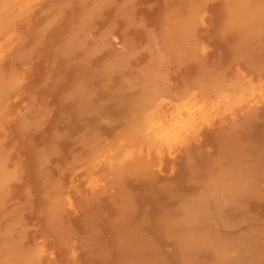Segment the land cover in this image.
Instances as JSON below:
<instances>
[{"label": "rangeland", "instance_id": "rangeland-1", "mask_svg": "<svg viewBox=\"0 0 264 264\" xmlns=\"http://www.w3.org/2000/svg\"><path fill=\"white\" fill-rule=\"evenodd\" d=\"M192 1L200 2L0 5V172L7 177L0 264H221L225 254L212 252L228 240L214 225L224 211L211 216L210 207L225 200L223 192L252 210L248 226L260 249L250 255L264 261V74L255 76L264 70V24L251 37L238 31L221 0L200 4L189 19ZM250 50L260 59L250 60ZM239 80L253 93L243 96ZM207 81L220 89L198 98L187 121L176 117L185 121L175 133L153 129L159 117L176 116L177 88L197 94ZM139 108L143 122L128 135ZM119 114L124 121L105 132L104 122ZM94 128L101 135L82 146ZM187 137L193 150L183 148ZM81 154L78 166H60ZM133 157L146 162L128 172L113 168L109 181L101 175L102 167L122 169ZM255 171L260 200L226 186L237 173L253 184ZM79 189L95 192L96 201L82 204ZM59 191L50 209L69 211L70 219L53 231L45 217Z\"/></svg>", "mask_w": 264, "mask_h": 264}, {"label": "bare ground", "instance_id": "bare-ground-1", "mask_svg": "<svg viewBox=\"0 0 264 264\" xmlns=\"http://www.w3.org/2000/svg\"><path fill=\"white\" fill-rule=\"evenodd\" d=\"M12 1L13 0H0V5H1V7H3L1 10L6 9L12 3ZM186 1H188V0H186ZM199 1L200 2L196 3V4L194 3V1H192V3H190L191 5H188L190 8V9H188V13H189L190 18L187 17V19L188 18L189 19H191V18L196 19L195 16H196V13L199 9V5L202 3L206 4L210 0H199ZM259 1H260V3H255V2H253V0H221L219 2V7L223 10V12L228 14V22H230V25L232 27L238 28L237 29L238 31H241V29H242L245 33H248L249 37H251L252 30L253 29L258 30L257 27L263 26V24H264V0H259ZM189 2H190V0H189ZM24 9H27V8H25L23 6V10ZM11 12H9L8 14H10ZM2 13H3V11H2ZM0 14H1V12H0ZM3 15H4V13H3ZM1 16H2V14H1ZM5 16H7V14L4 15V18H5ZM175 16H176V14H175ZM0 18L2 19L3 17H0ZM1 19H0V21H1ZM4 21H5V19H4ZM8 21H9V19H8ZM187 24H190V23L187 22ZM260 28H262V27H260ZM228 34H229V32H226L224 34L225 37L222 35L224 37V39H226L228 37ZM0 44H1V42H0ZM5 49H3L0 52L3 54L4 53L3 51H5ZM1 53H0V55H1ZM249 53H251L250 60H259L260 59L261 54L258 55L257 51L250 50ZM263 74H264V70H256L255 71V76L257 78H260ZM207 82L208 83L204 82L203 84H201V86L198 89L197 94H194V93L191 94L192 91L190 92L188 89L184 92L185 87H183V86H180L179 88H177L174 91V94L177 95L178 98H182L183 100H182V102H180L178 104V110L176 112L177 114H175L176 116L174 118L171 117L170 119L168 118L169 120H166L167 118L163 119L162 117H159V116H161V115H159L158 117L160 119L158 118L156 120L159 123V125L158 126L156 125L157 127L155 125H153L154 126L153 129L156 128L155 130L158 131V129L160 128L159 130L164 131L165 135L175 133L176 127L179 126L180 123H183L185 121L184 120L183 122H181L180 119L181 118L185 119L186 118L185 114H187V116L189 117L188 113H190V114L194 113L193 112L194 107H195L194 103L199 101L198 98H206L209 94L214 93L215 91L220 89V87L217 84H213L214 82H210V81H207ZM239 85L245 91L243 96H248V95L253 93V89H254L253 85H251L252 87L251 86L248 87L242 81H240ZM134 104L135 105H141V103H139V102H135ZM252 108L255 110L253 104L248 108V110L252 111ZM135 114L139 117L138 121L129 125L127 128L128 135H132V136L137 135V131L139 130V126L143 122V118L140 116L141 115V109L140 108L138 109L137 112H135ZM183 115L185 116V118ZM122 116H123V114H119L118 116H116L112 119L106 120L104 122L106 130H104V131L105 132L112 131L115 127H117L121 122L124 121ZM176 117H178L180 119H178ZM191 117H192V115H191ZM188 119H190V118H188ZM154 120H153V122H154ZM186 121H187V118H186ZM154 123H156V122H154ZM183 124H182V126H183ZM93 130L94 131L92 133H90L89 135H83L80 138L79 142L81 143L82 146H86V145L92 143V141L97 139L98 136L101 135V133H102V131L98 130V128H94ZM155 136H156V133H155L154 137ZM183 139H184V140H182V142H184L183 148L186 151L193 150V148H192L194 145L193 141L195 139H193L192 137H187V138H183ZM156 140H157V138L155 139V142H156ZM188 155H191V153H188ZM81 157H83V154L79 155L78 158L76 157L73 160H69L67 163H62L60 166L63 168H65V167L74 168V167L78 166L81 162L84 161V159H79ZM4 158L5 157H2L0 159L1 160L0 162L3 163L4 160H2V159H4ZM125 161L126 162H123V164H125V166L122 169H119V167H116L115 165H110L106 168H105V166L102 167V171L106 170V172L104 171L105 172L104 174L101 172V175L105 178V180L109 181L108 177L110 176V174H108V173L111 172V170L113 168H118L117 170H119L120 172H128V171H131L133 169H137L140 166H143L146 162V160H144V158H140V157H137V158L133 157L132 159H130V160L127 159ZM4 162H6V161H4ZM86 162L90 163V161H86ZM0 165H1V163H0ZM227 173H233V172H232V170H230ZM258 173L259 172L255 171L254 174L251 176V180H253L251 182L253 184H251V185L250 184L248 185V182L247 183H241L240 182L242 174L237 175L238 174L237 173L235 175L234 174L230 175V178L226 181V186L228 188L233 189V191L244 189V194H245L244 196L245 197L247 195V196H250L249 198H252V199L254 198V199H257V201H258L262 198V194H263L262 191H264V189H263L260 193V189H259V185H258V178H257ZM6 180H7L6 173L0 172L1 188H3V185L6 183ZM248 188H251L250 189V190H252L251 194H246L248 192ZM79 191L80 192H79L78 198L81 199L82 204L91 206V204H93L96 201L94 199L95 192H92L91 196L89 197V196H86V194L84 192H82V190L79 189ZM5 194H7L6 191L5 192L1 191L0 195L4 196ZM222 195L226 196L225 200H223L222 203L220 202V203L215 204L214 206L211 205L210 213L212 216L213 213L224 211L221 213L222 216H218V218L220 219L219 222L217 224H214V225L217 226L215 228V230L228 234V237H227L228 240H227L225 245L220 246V247H214L213 248L214 251L212 252V255H214V257H217V256H219L218 253L225 254V255L221 256V259H218L219 261H221V264L222 263L223 264H261V263H263L264 261L261 259L260 256H258V255L255 256L254 254L250 255L252 251H259V249H260L259 239L257 236L258 233L253 231L248 226L252 220V217H251V215L253 214L252 210L248 206H243L242 204H240V202L233 201V199H231V197L229 195L225 194L224 192L222 193ZM62 196H63L62 192L59 191V193L57 192L55 194L54 198L50 199V204L48 203L50 211L48 212V216L46 215V217H45L46 218V224H47L48 228L52 229L53 231L62 230L63 229L62 225L65 223V221L67 219H70L69 211L50 209V207L53 208L57 203H59V201L62 199ZM1 197H0V199H2ZM6 197H4V198H6ZM4 198H3V200H4ZM3 200H2V202H4ZM0 203H1V200H0ZM0 207H1V204H0ZM198 241H200V240H198ZM231 249L236 250L237 253L227 255L226 253L228 251H230Z\"/></svg>", "mask_w": 264, "mask_h": 264}]
</instances>
